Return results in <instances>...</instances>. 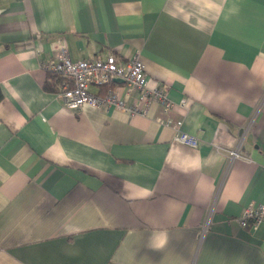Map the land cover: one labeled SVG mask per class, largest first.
Here are the masks:
<instances>
[{"label":"crops","instance_id":"0c3cea01","mask_svg":"<svg viewBox=\"0 0 264 264\" xmlns=\"http://www.w3.org/2000/svg\"><path fill=\"white\" fill-rule=\"evenodd\" d=\"M63 50L139 53L198 146L157 105L65 107ZM0 86V264H264V221L238 220L264 204V0H0Z\"/></svg>","mask_w":264,"mask_h":264},{"label":"built area","instance_id":"2783aa9c","mask_svg":"<svg viewBox=\"0 0 264 264\" xmlns=\"http://www.w3.org/2000/svg\"><path fill=\"white\" fill-rule=\"evenodd\" d=\"M43 67L48 71L62 76L65 82L58 92L63 99L65 107L72 111H80L84 106L93 107L115 106L134 115L150 116L154 106H160L165 117L159 121L165 126H171L175 131V140L185 146L196 148L198 139L195 135L181 130L182 119L170 117L171 111L177 107L182 110L189 109L191 101L184 98L180 103H175L169 97V88L165 85H151L145 66L139 53L126 61H120L114 54L103 59L74 60L63 50L59 61L44 63ZM115 80L124 82L129 89L138 92L137 102L127 106L125 101L117 94L108 92L106 95H98L90 92L91 86L104 87ZM233 159H249L241 151H230ZM239 223L244 227L255 229L264 221V204L250 203L239 217Z\"/></svg>","mask_w":264,"mask_h":264},{"label":"trees","instance_id":"16d2710c","mask_svg":"<svg viewBox=\"0 0 264 264\" xmlns=\"http://www.w3.org/2000/svg\"><path fill=\"white\" fill-rule=\"evenodd\" d=\"M64 82H65V79L62 76L57 75V74L52 73V72H48L47 79H46L45 84H44V89L47 91H50V92L57 93L60 91V88ZM3 97H4L3 91H2L1 86H0V102L3 100ZM249 229L252 230L250 227H249Z\"/></svg>","mask_w":264,"mask_h":264}]
</instances>
